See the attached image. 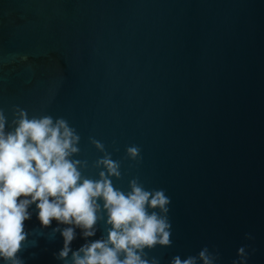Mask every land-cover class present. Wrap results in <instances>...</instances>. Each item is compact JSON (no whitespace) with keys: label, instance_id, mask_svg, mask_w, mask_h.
<instances>
[{"label":"water","instance_id":"1","mask_svg":"<svg viewBox=\"0 0 264 264\" xmlns=\"http://www.w3.org/2000/svg\"><path fill=\"white\" fill-rule=\"evenodd\" d=\"M16 108L67 120L85 176L99 178L95 139L121 164L115 188L166 191L172 246L148 252L159 264L205 246L218 264L241 246L264 264V0H0L9 126ZM30 211L24 264H69L57 222L44 229ZM84 243L77 228L73 251Z\"/></svg>","mask_w":264,"mask_h":264},{"label":"clouds","instance_id":"2","mask_svg":"<svg viewBox=\"0 0 264 264\" xmlns=\"http://www.w3.org/2000/svg\"><path fill=\"white\" fill-rule=\"evenodd\" d=\"M80 139L64 118L29 117L26 110L16 108L9 126L0 109V260L24 264L19 254L29 236L25 222L31 220L30 208L35 205L42 228L51 227L53 221L58 224L53 233L63 237V248L56 255L60 261L159 264L148 252L172 246L171 198L164 189L147 190L138 178L130 181L128 192L115 188L113 179H121V164L95 139L91 143L103 153L94 164L101 169L99 178L85 176L88 162L74 158L80 154ZM140 151L135 145L127 147V158L141 162ZM105 220L107 235L89 240ZM77 228L86 243L73 251ZM245 239L253 237L246 234ZM220 259L218 249L205 246L197 255L173 257L170 264H218ZM248 260V248L241 246L232 264Z\"/></svg>","mask_w":264,"mask_h":264}]
</instances>
